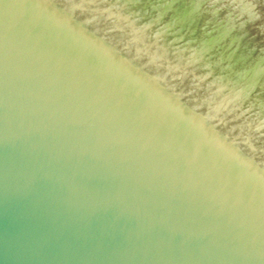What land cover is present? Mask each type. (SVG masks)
<instances>
[{
	"label": "water",
	"instance_id": "1",
	"mask_svg": "<svg viewBox=\"0 0 264 264\" xmlns=\"http://www.w3.org/2000/svg\"><path fill=\"white\" fill-rule=\"evenodd\" d=\"M0 264H264V0H0Z\"/></svg>",
	"mask_w": 264,
	"mask_h": 264
}]
</instances>
